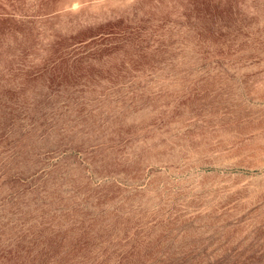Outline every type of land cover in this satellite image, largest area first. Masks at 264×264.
<instances>
[{"label": "rangeland", "instance_id": "374dc122", "mask_svg": "<svg viewBox=\"0 0 264 264\" xmlns=\"http://www.w3.org/2000/svg\"><path fill=\"white\" fill-rule=\"evenodd\" d=\"M0 264H264V0H0Z\"/></svg>", "mask_w": 264, "mask_h": 264}]
</instances>
